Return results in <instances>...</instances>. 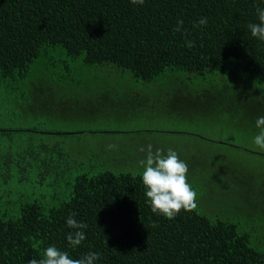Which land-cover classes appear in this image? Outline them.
Wrapping results in <instances>:
<instances>
[{"label":"trees","instance_id":"obj_1","mask_svg":"<svg viewBox=\"0 0 264 264\" xmlns=\"http://www.w3.org/2000/svg\"><path fill=\"white\" fill-rule=\"evenodd\" d=\"M257 6L264 0H0V119L12 123L0 129V264H27L51 245L73 258L98 252L95 264H264V151L219 143L263 160L221 153L207 182L195 164L198 209L167 219L147 202L134 136L119 142L161 133L156 145L170 144L157 149L181 159L186 137L253 144L264 116V41L247 27ZM200 17L207 26L193 27ZM149 120L187 127L140 128ZM71 213L88 225L75 249Z\"/></svg>","mask_w":264,"mask_h":264},{"label":"clouds","instance_id":"obj_2","mask_svg":"<svg viewBox=\"0 0 264 264\" xmlns=\"http://www.w3.org/2000/svg\"><path fill=\"white\" fill-rule=\"evenodd\" d=\"M132 4L144 5L145 0H130ZM258 23H249L248 29L253 37L264 41V8L256 7ZM207 17H200L198 21L193 22V27H206ZM183 29V21H178L174 32H180ZM188 48L195 46V41L185 40ZM258 133L253 138L254 146L264 151V116L256 120ZM108 149L114 150L117 145L110 144ZM144 152L145 149L141 148ZM143 168L142 182L145 187L147 202L151 211L162 215L167 219H174L182 210L191 212L198 209V192L191 186L187 180L189 166L186 161L180 158L177 151L168 148L165 154L163 149L153 151V145L148 144L146 158L139 161ZM76 213H71L66 219L68 228L73 229L66 234V239L70 247L75 249L86 239L85 229L87 223L77 221ZM156 225L153 224V227ZM100 259V253L92 251L84 254L80 258H73L68 251H64L55 245L48 246L42 255V258H33L27 261V264H95Z\"/></svg>","mask_w":264,"mask_h":264},{"label":"rangeland","instance_id":"obj_3","mask_svg":"<svg viewBox=\"0 0 264 264\" xmlns=\"http://www.w3.org/2000/svg\"><path fill=\"white\" fill-rule=\"evenodd\" d=\"M3 106H5V105H3ZM1 117L3 120L0 119V129L7 128L8 125L12 126V123L8 124V119L6 118L5 115H2ZM161 120H163V119H161ZM217 125H219V124L213 125V127H219L220 126V125L219 126H217ZM70 126L71 125H66L64 127L71 129ZM107 126L110 127L111 129H118L120 131L121 130L127 131V129H128L127 126L121 124L120 122L110 123ZM167 126H169V128L171 127L174 129H185L187 127L186 125H183V124L171 125L168 121L161 124V123H157L155 120H149L147 123L142 124L140 128H148V129L154 128V130H157V132H158L159 130H163V129L167 130L168 129ZM204 133H205V131H204ZM160 134L161 133H151L149 135H146V134H140L139 135L137 133L129 134V135H126L124 137L121 136L119 138V142L121 143V141H124L125 137H127V136H134V137L130 138L131 140L134 141V145H137V147H134V149L137 150V149L145 148V150H147L148 144H152L157 149L161 146H167L168 144H170L164 138V140H163L164 143H162V144L159 143L158 145H156L157 142L155 140L159 139L160 136H158V135H160ZM218 136L215 134H210L211 139H218L217 138ZM222 137L227 139V141L220 140V141H218V143L211 141L209 143L205 142L203 144L199 143L198 139H194V138L189 139L188 137H186V142L185 143L183 142V146H181V149L183 150L182 159L187 162V164L189 166V170H192L193 166L195 164L202 163V164L206 165L205 171L202 174L204 182H207V179H208V177H204V176H206L207 174H212V170H210L211 168L209 169L210 164H214V163L219 162V159L221 157V153L228 155L229 156L228 160L232 164H236V163L239 164V162L242 164H245L246 161H249L251 164H256L257 162L263 160L262 156H260L259 154L252 153L251 150H250L251 152H249V151H245V150L239 148V147H243V148H247V149L260 151L254 146V144L249 143L247 141H240V140L238 141L234 138H232V140H228V138L224 134H222ZM106 140L110 144L119 143L117 140L113 141L114 139L113 140L106 139ZM230 141H232V143L234 145H237L239 147L219 144V143H225V142L230 143ZM96 143H101V139H96ZM137 151L140 155H142L143 157H146V154H145L146 151H144L145 153H142L139 150H137ZM153 151H155V149H153ZM231 153H233L232 158L230 156ZM232 159H233V161H232ZM233 162H235V163H233ZM192 173H194L196 175L199 174L196 171H193ZM200 177L201 176H196V179H198ZM187 180L189 181L188 178H187ZM221 196L219 194H217V196L215 198H213L214 200L217 201V206H218V207H213V210H217V212L223 211V207L221 205ZM208 198H211V195H209ZM207 204H213L214 205L213 200L208 201Z\"/></svg>","mask_w":264,"mask_h":264}]
</instances>
